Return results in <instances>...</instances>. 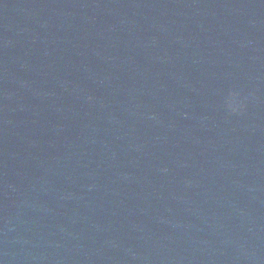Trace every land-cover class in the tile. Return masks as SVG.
Returning <instances> with one entry per match:
<instances>
[{
  "label": "water",
  "instance_id": "obj_1",
  "mask_svg": "<svg viewBox=\"0 0 264 264\" xmlns=\"http://www.w3.org/2000/svg\"><path fill=\"white\" fill-rule=\"evenodd\" d=\"M0 264H264V0H0Z\"/></svg>",
  "mask_w": 264,
  "mask_h": 264
},
{
  "label": "clouds",
  "instance_id": "obj_2",
  "mask_svg": "<svg viewBox=\"0 0 264 264\" xmlns=\"http://www.w3.org/2000/svg\"><path fill=\"white\" fill-rule=\"evenodd\" d=\"M230 106V105H229Z\"/></svg>",
  "mask_w": 264,
  "mask_h": 264
}]
</instances>
